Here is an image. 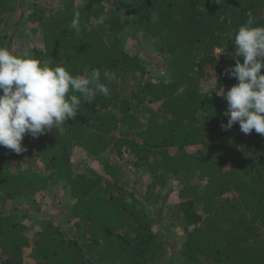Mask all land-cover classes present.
<instances>
[{
    "label": "trees",
    "instance_id": "1",
    "mask_svg": "<svg viewBox=\"0 0 264 264\" xmlns=\"http://www.w3.org/2000/svg\"><path fill=\"white\" fill-rule=\"evenodd\" d=\"M17 1L0 0L2 33ZM76 1L66 0L49 17L37 4L29 8L43 48L27 53L74 76L99 69L101 82L107 83L104 71L117 79L108 83V96L81 98L75 120L61 133L25 135L26 151L19 154L0 146V204L14 210L0 216V264H24L28 251L35 264H264V135L244 134L238 123L224 130L227 102L216 95L238 83L224 75L236 62L231 39L249 13L254 26H264V0H118L110 11L104 0ZM123 9L131 15L127 21ZM77 11L79 32L71 28ZM100 16L105 21L95 23ZM126 29L156 44L168 83L144 79L141 86L146 73L142 60L124 49ZM214 136L221 140L210 145ZM74 149L101 163L103 174L77 169ZM107 152L115 162L103 159ZM37 158L48 176L34 172ZM22 159L28 167L15 172L14 162ZM125 167H146L153 190L179 181L175 214L183 235L170 246L173 252L145 207L163 201L162 192L138 197L123 180ZM51 183L64 184L73 202L63 223L36 224L32 237L23 202Z\"/></svg>",
    "mask_w": 264,
    "mask_h": 264
},
{
    "label": "clouds",
    "instance_id": "2",
    "mask_svg": "<svg viewBox=\"0 0 264 264\" xmlns=\"http://www.w3.org/2000/svg\"><path fill=\"white\" fill-rule=\"evenodd\" d=\"M105 19L100 16L94 22L102 24ZM71 28L81 29L78 11L73 14ZM231 42L236 62L224 75L238 83L226 94L223 87L216 93L227 102L224 115L228 122L222 127L227 131L238 123L244 134L255 130L264 135V26H254L249 13ZM116 79L115 72L104 71L107 83L101 82L99 69H92L87 76H74L59 63L53 66L27 52L16 55L10 48L0 47V146L19 154L26 151L22 143L25 135L38 138L54 128L61 133L67 120H75L81 98L91 102L98 93L108 96V83Z\"/></svg>",
    "mask_w": 264,
    "mask_h": 264
},
{
    "label": "rangeland",
    "instance_id": "3",
    "mask_svg": "<svg viewBox=\"0 0 264 264\" xmlns=\"http://www.w3.org/2000/svg\"><path fill=\"white\" fill-rule=\"evenodd\" d=\"M116 1L118 2V0H104L102 5L106 7L107 11H110L113 10L112 5ZM65 2L66 0H18L15 2V12H10L8 26L3 33L0 31V47L10 48L11 51L16 55H23L25 52H31L34 49H42V34H40L38 31H33V29H35V25L31 24V12H29V8L32 7L33 4H37V6L43 7L45 9V16L49 17L50 15L54 14L55 11L62 8L65 5ZM78 2L79 1L77 0V5ZM128 15L130 14L126 12L125 9H123L120 13L122 20L127 21V19L130 18ZM128 32L129 31L126 29L125 33L122 34V39L125 40L124 49L128 54L137 55L142 60L141 62L146 73V77L139 81H143L141 86H143V83L145 82L144 79L146 81L150 80L153 83H168L170 76L167 75L168 71L165 69L163 59L157 56L156 44L153 43V41H149V39H143L140 34L136 35L132 31L129 35ZM221 52V50H216L217 55H220ZM130 83L131 87H137L133 81ZM150 106L155 110L157 104L154 103ZM143 121L145 120L143 119ZM52 131L57 133L60 132L55 128ZM220 140L221 139L218 136H214L210 140L211 142L209 144H217L220 142ZM32 142L33 141H31L30 144H32ZM102 156L105 161H116V156L112 153L107 152ZM71 162L75 167H78L77 169H85V166H87L90 168V170H93L101 175L103 174L102 164L94 158L87 156V154L81 149H74L71 152ZM34 164L35 168L33 170L35 173L41 176L49 175V173L45 170L44 164L39 158H37V161H35ZM28 165L29 164L24 159H22V161H16L14 162V170L15 172L21 171L26 169ZM224 167L225 169H230L231 162L226 164ZM123 171V180L127 183L129 190L136 193L141 199L145 197L147 190H149L148 192L151 194L162 192L163 201L158 203L156 202L153 205H145V207L146 212L153 220L154 232L159 236L161 242L167 243L168 249L172 250L173 252L174 250L170 248V246L175 244L174 246L177 247V242L175 240H177L180 244L182 239L180 236L183 235L182 229H178L180 228L178 225L180 216L175 214L176 210H178V205L180 204L179 192L181 190V186L179 185V181L176 179H171L164 188L160 189L157 187L153 190L151 187H149L151 185L152 179L150 174L145 172L146 167L140 169L125 167ZM136 173H138V175H136ZM192 184L199 188V186H201V179L195 178L192 181ZM64 189V184L51 183V186L48 190L30 196L29 200H24L23 209L27 210V216L26 219L23 220V223L28 226V235L32 237L35 236V234L40 230L39 225L44 221H52L55 223V225L65 221V214L68 211L67 208L71 206L73 200L69 197L68 192H65ZM224 197L233 200V198H237V194H228ZM8 212H14V210H12V205L7 203L5 207H2L0 204V216H3ZM36 224L39 225L35 226ZM168 224L174 226H170L169 228L167 227ZM175 225H177V227ZM64 230L67 232L66 227H64ZM68 236H71L70 233ZM29 255L30 252H26L24 264H35V259Z\"/></svg>",
    "mask_w": 264,
    "mask_h": 264
}]
</instances>
